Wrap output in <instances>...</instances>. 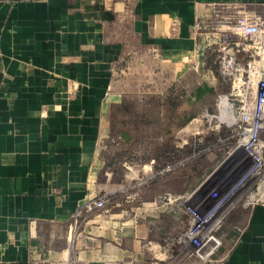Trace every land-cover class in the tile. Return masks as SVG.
Here are the masks:
<instances>
[{
	"label": "crops",
	"instance_id": "1",
	"mask_svg": "<svg viewBox=\"0 0 264 264\" xmlns=\"http://www.w3.org/2000/svg\"><path fill=\"white\" fill-rule=\"evenodd\" d=\"M262 11L264 0H0V264H131L146 258L141 241L159 235L164 204L169 233H177L183 208L195 202L186 200L188 186L173 192L175 201L134 206L137 222L129 200L113 199L124 187L109 178L103 143L129 101L121 98L129 88L115 80L130 63H169L178 81L199 74L216 20ZM257 184L241 185L225 204L221 244L209 259L178 246L167 259L154 255L156 263L264 264V180ZM100 195L112 203L83 224L90 249L81 238L71 244V213Z\"/></svg>",
	"mask_w": 264,
	"mask_h": 264
},
{
	"label": "rangeland",
	"instance_id": "2",
	"mask_svg": "<svg viewBox=\"0 0 264 264\" xmlns=\"http://www.w3.org/2000/svg\"><path fill=\"white\" fill-rule=\"evenodd\" d=\"M219 53L217 44L206 47L207 62L204 70L199 74L189 72L179 81L172 74V66L169 63L164 64L161 69L157 68L159 65L155 68L154 64L148 62L139 66L130 63L129 68L127 67L128 78L117 76L115 82L129 88V92L122 93L121 98L134 102L136 107L138 105L137 112L140 113L149 112L148 109H154L156 105L158 117L161 118L156 116L153 119L154 115L145 114L140 116L138 121V118L121 115L119 110L114 113L113 124L111 123L103 143L109 178L113 184L124 187L120 193H115L117 195L113 196L114 200H129V207L143 206L144 203L148 205L152 201L153 204H161L166 202L161 198L162 195H172L176 190L183 191L188 186L187 193H184L190 195V198L186 199L187 202H190V199L196 202L203 196H208L210 203L241 175L239 170L243 164L236 166V162L242 157V151L234 156L229 155L226 160L223 159L233 146L231 142L234 141L236 127H224L222 124L216 127L217 117L223 113L219 106L224 102L223 98L218 100L217 95L228 91L230 85V80L220 73L217 61ZM175 67L178 68L179 65ZM154 73L158 79L154 78ZM196 85H208L212 91L206 93L203 98L200 97L201 99L193 97ZM203 104L207 107L203 112L180 110L181 107H197ZM168 118L172 121L167 122ZM228 135L232 137L231 142L228 140L219 144V140ZM261 140L264 143L262 134ZM262 156L264 158V148ZM263 175L264 168L261 176L251 177L243 183H259ZM184 198L180 200L185 201ZM111 200L109 198L106 203L107 207L111 206ZM167 205L162 206L163 212L156 219L158 223L155 225L160 228L159 235L151 234L150 239L144 238L140 243V251H143L146 258L142 257L136 261L135 257H132L131 264H157L154 255L165 252L167 259L169 254L173 255L180 246L175 242V236L184 233L187 228V206L183 208L186 219H183L185 222L182 227L177 233L170 234ZM135 209H130V214L137 222L138 213ZM138 211L143 212V209ZM78 230L80 233L72 237L70 243L73 244L76 238H81V247L89 250L90 229L83 228L82 223ZM92 247H95L94 243ZM71 254L69 258L73 259Z\"/></svg>",
	"mask_w": 264,
	"mask_h": 264
},
{
	"label": "built area",
	"instance_id": "3",
	"mask_svg": "<svg viewBox=\"0 0 264 264\" xmlns=\"http://www.w3.org/2000/svg\"><path fill=\"white\" fill-rule=\"evenodd\" d=\"M197 28L200 29V26ZM212 28L216 29L217 34L208 38L207 47L213 43L218 45L220 73L230 80L228 91L218 94L217 98L225 99L233 115L232 121L220 120L216 127L221 124L224 127H236L233 146L224 160L242 151L236 166L245 161L248 163L237 181L230 184L214 201L209 203L208 196H203L186 207L188 225L184 233L177 236L176 243L185 250L187 257L194 256L200 260L209 259L221 244L219 231L225 204L246 179L261 176L264 168V143L261 140L264 132V11L253 16L243 15L234 22L228 17H220ZM161 198L166 202L176 200L169 193ZM107 201L105 195H100L85 197L77 203L71 213L68 242L77 236L79 227L90 215L105 211Z\"/></svg>",
	"mask_w": 264,
	"mask_h": 264
},
{
	"label": "trees",
	"instance_id": "4",
	"mask_svg": "<svg viewBox=\"0 0 264 264\" xmlns=\"http://www.w3.org/2000/svg\"><path fill=\"white\" fill-rule=\"evenodd\" d=\"M203 55H205V52H204V54ZM212 91V89H211V87H209L208 85H196V87H194V91H193V97H196V98H200L203 94H206V93H208V92H211ZM191 95H189V97H190ZM123 103L125 104V105H123V108H122V111L124 110V114L127 116V117H131L132 119H137L138 118V121L140 120V116L142 117V116H144L145 114H147V115H154L153 116V119H155V114H157V113H155L154 112V110L153 109H148L149 110V112H147V111H144V112H137L135 109H136V106H135V104H134V102H130V101H124L123 100ZM191 106V105H190ZM187 107H189V106H187ZM183 108H185V107H181V109H183ZM161 118V117H160ZM172 120L171 119H167V122H171ZM166 122V121H165Z\"/></svg>",
	"mask_w": 264,
	"mask_h": 264
},
{
	"label": "bare ground",
	"instance_id": "5",
	"mask_svg": "<svg viewBox=\"0 0 264 264\" xmlns=\"http://www.w3.org/2000/svg\"><path fill=\"white\" fill-rule=\"evenodd\" d=\"M223 105L219 106V108L221 107V109L223 110V113L217 117V122H219L220 120H226L227 122H230L233 120V115L231 114L230 110L228 109V104L226 103L225 99H223ZM218 107V105H217ZM218 108V110H219ZM218 125V123H216V126ZM260 196V195H259ZM257 200V199H256Z\"/></svg>",
	"mask_w": 264,
	"mask_h": 264
}]
</instances>
